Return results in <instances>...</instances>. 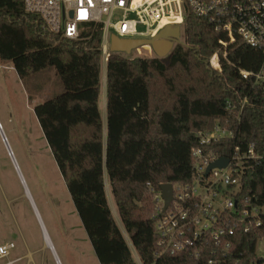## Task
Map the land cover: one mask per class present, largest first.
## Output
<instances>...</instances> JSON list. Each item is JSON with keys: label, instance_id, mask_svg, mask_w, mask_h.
Returning a JSON list of instances; mask_svg holds the SVG:
<instances>
[{"label": "trees", "instance_id": "obj_1", "mask_svg": "<svg viewBox=\"0 0 264 264\" xmlns=\"http://www.w3.org/2000/svg\"><path fill=\"white\" fill-rule=\"evenodd\" d=\"M184 18L183 42L167 61L108 53L103 119L102 25H82L70 40L26 14L23 0H0V61L22 82L52 69L62 88L33 111L98 264H137L130 246L140 264H203L184 254L158 256L154 194L162 184L192 181L196 135L217 122L228 120L234 132L219 156L264 148V89L241 76L258 73L263 53L239 38L229 43L189 9ZM246 177V193L264 200V161ZM263 235L241 236L248 257Z\"/></svg>", "mask_w": 264, "mask_h": 264}, {"label": "built area", "instance_id": "obj_2", "mask_svg": "<svg viewBox=\"0 0 264 264\" xmlns=\"http://www.w3.org/2000/svg\"><path fill=\"white\" fill-rule=\"evenodd\" d=\"M23 5L24 12L39 17L50 33L70 40H77L82 25L101 24L104 68L111 35L128 40L151 39L171 24L180 25L183 33L189 9L207 20L216 32L228 35L229 43L239 38L263 53L258 73L244 71L241 76L243 80L253 77L255 84L264 89V0H23ZM211 66L219 70L216 55ZM245 103L246 99L240 112ZM196 138L198 145L191 150L192 181L171 184L172 202L166 210L160 189L153 196L158 256L184 254L203 264H264V257L256 252L264 235L255 241L254 258L241 248V236L264 234V200L246 193L247 172L264 161V148L249 145L243 152L236 149L228 158L219 156L218 151L225 149L222 145L234 139L228 120L217 122ZM218 159L227 160L228 165L207 172ZM14 250L13 243H0V264L22 261L10 260ZM136 261L140 264L137 257Z\"/></svg>", "mask_w": 264, "mask_h": 264}, {"label": "rangeland", "instance_id": "obj_3", "mask_svg": "<svg viewBox=\"0 0 264 264\" xmlns=\"http://www.w3.org/2000/svg\"><path fill=\"white\" fill-rule=\"evenodd\" d=\"M130 57L155 56L143 48ZM5 67L0 61V243L15 245L10 260L22 258L17 264H98L33 111L61 94L56 75L51 69L22 82ZM101 69L103 74V61ZM102 100L103 94L101 113ZM110 207L122 230L111 201ZM44 234L51 251L44 247ZM256 249L264 257V239Z\"/></svg>", "mask_w": 264, "mask_h": 264}, {"label": "water", "instance_id": "obj_4", "mask_svg": "<svg viewBox=\"0 0 264 264\" xmlns=\"http://www.w3.org/2000/svg\"><path fill=\"white\" fill-rule=\"evenodd\" d=\"M181 27L178 24H171L160 29L151 39H136L128 40L117 38L114 35L110 36L109 53L123 54L124 56H131V53L139 49H147L157 59L167 61L174 46L181 44ZM104 74V73H103ZM105 82V75H104ZM228 165L225 159H218L212 163L207 170L212 168H224ZM161 197L164 201V208L169 206L172 202V186L171 184H162L160 186Z\"/></svg>", "mask_w": 264, "mask_h": 264}, {"label": "crops", "instance_id": "obj_5", "mask_svg": "<svg viewBox=\"0 0 264 264\" xmlns=\"http://www.w3.org/2000/svg\"><path fill=\"white\" fill-rule=\"evenodd\" d=\"M7 66V70H14L13 69V67H12V65H6ZM104 85H103V87H101V92H102V94H103V100H102V103H103V110H104V112L102 111V114H103V119H105V113H106V110H105V82L103 83ZM102 89H103V91H102ZM106 197H107V199H108V202H109V205H110V201L113 203V199H111V195H110V191H109V185L108 186H106ZM111 208V207H110ZM112 212V211H111ZM48 242H49V240H48ZM50 244V243H49ZM44 247H45V245H44ZM52 248V247H51ZM55 254V253H54ZM30 256V254L28 255V257ZM55 256H56V254H55ZM56 258H57V256H56ZM57 261H58V259H57Z\"/></svg>", "mask_w": 264, "mask_h": 264}, {"label": "bare ground", "instance_id": "obj_6", "mask_svg": "<svg viewBox=\"0 0 264 264\" xmlns=\"http://www.w3.org/2000/svg\"><path fill=\"white\" fill-rule=\"evenodd\" d=\"M4 144L6 145L5 142H4ZM9 155H10V153H9ZM43 236H44V245H45V248H47V249H49L51 251L52 249H51V246H50V244L48 242L47 236H45V234Z\"/></svg>", "mask_w": 264, "mask_h": 264}]
</instances>
